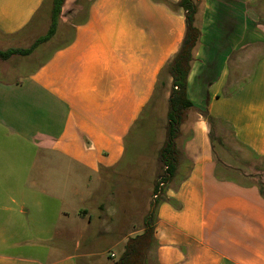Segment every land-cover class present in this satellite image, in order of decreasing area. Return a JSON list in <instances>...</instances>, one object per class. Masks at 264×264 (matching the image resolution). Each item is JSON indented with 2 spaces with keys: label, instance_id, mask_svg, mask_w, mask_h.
I'll use <instances>...</instances> for the list:
<instances>
[{
  "label": "crops",
  "instance_id": "obj_1",
  "mask_svg": "<svg viewBox=\"0 0 264 264\" xmlns=\"http://www.w3.org/2000/svg\"><path fill=\"white\" fill-rule=\"evenodd\" d=\"M49 1L0 0V51L35 43L10 47L25 40ZM164 1L180 0H66L52 39L29 56L0 60H28L57 33L66 39L33 70L0 80V264H108L107 246L121 245V256L143 234L153 203L130 231L134 221L115 223L98 195L139 116L164 87L169 100L172 79L162 72L182 45L186 18ZM253 10L263 18H251ZM261 20L264 0H200L188 79L193 107L176 142L175 176L156 201L148 253L155 264H264V197L216 148L227 149L219 128L227 127L242 150L264 160ZM50 200L66 207L48 218ZM90 201L99 230L88 236ZM55 240L56 249L18 251Z\"/></svg>",
  "mask_w": 264,
  "mask_h": 264
},
{
  "label": "rangeland",
  "instance_id": "obj_2",
  "mask_svg": "<svg viewBox=\"0 0 264 264\" xmlns=\"http://www.w3.org/2000/svg\"><path fill=\"white\" fill-rule=\"evenodd\" d=\"M52 8L53 3L52 0H50L41 12V16H39L35 24L31 26V30H29L28 34L21 36H24L25 40H19L21 43H19L18 40H14L10 43V47L26 43L29 46L33 44L32 42H34V40L36 42L37 39L47 35L52 22ZM254 12L256 11L253 10L250 12L249 16L251 18H263L255 16ZM261 21L264 22L263 20ZM65 40L63 35H58L57 33L49 46H47V44L41 46L32 58L28 60L20 57H13L12 60L8 62L0 61V80H13L33 70L36 65L44 62L48 58L55 47L63 44ZM5 70H10L11 72L6 75L2 73V71ZM167 90L168 89H165V87L162 88L161 95L153 98V101L149 103L136 123L131 127L124 141V157L117 167L111 171L112 173L107 180L111 181V183H108L103 193L98 195L99 201L103 205L106 204L104 208L106 210V215L111 216L115 223L122 219V217H129L131 222H135L131 223V225H134L130 226V231L138 229L139 224L141 228L143 216L148 212V206L153 203L152 208H154L156 204L154 202H156L157 195H155L154 192L157 191L160 195L162 191V189L157 188L163 185H160V183L166 175V168L159 162L158 152L166 140L167 113L169 106V101L165 98V91ZM219 128H221L220 131L223 135L222 142L226 145L227 149L225 150L221 145L217 144L216 148L221 154L223 152L228 154L229 158H231L228 160L229 163L236 166L238 170H241L242 175L239 174L241 172H237V178L245 183L257 184L264 190V160L253 159L252 155L242 150L234 142L227 127ZM219 171L222 172L223 170L220 169ZM94 180L95 178L92 179L93 182ZM107 198L111 200L107 202ZM49 203V210H47L48 218L54 216L59 208L66 207L58 201L50 200ZM96 205L95 201H90L87 205L83 206L89 210L90 216H94L92 218L93 225L90 227L89 234L87 233L88 236L93 235L95 231L99 230V227H97ZM30 211L31 214L36 213L34 209H30ZM108 227L109 226L105 227L104 225L103 229ZM115 236L119 237L118 234ZM59 244H61V242H58V240L47 243H22L18 245V251L28 252L29 250L26 251V249L37 250L41 246L44 248L50 247L56 249ZM81 244L84 245V242H81ZM122 248L121 245L116 247H114V245L107 246L101 259L108 264H115L120 258ZM83 250L84 247L81 248L80 253H77L82 254ZM74 251L72 245L71 254H73ZM112 256H115V258H112ZM146 264H155L151 253L146 258Z\"/></svg>",
  "mask_w": 264,
  "mask_h": 264
},
{
  "label": "trees",
  "instance_id": "obj_3",
  "mask_svg": "<svg viewBox=\"0 0 264 264\" xmlns=\"http://www.w3.org/2000/svg\"><path fill=\"white\" fill-rule=\"evenodd\" d=\"M66 0H52V22L48 34L38 39L29 49H9L0 51V60H9L12 56H29L42 43L52 39L56 34L62 8ZM173 11L182 9L185 12L186 31L182 45L172 59L163 69L162 74L172 79L169 93V106L167 113L166 140L158 152V160L166 168V175L160 185L171 181L176 173L179 163V152L176 141L181 136V127L185 122L187 111L193 107L188 97V79L192 68L193 51L201 38V31L195 25V17L198 13L200 0H180L178 3L164 1ZM164 186H158L162 189ZM264 197V190L258 186ZM162 191L160 195L162 194ZM156 201L160 197L157 191ZM158 202V201H157ZM157 202L145 220V230L142 235L129 239L124 253L115 264H146L148 253L155 243V213Z\"/></svg>",
  "mask_w": 264,
  "mask_h": 264
},
{
  "label": "built area",
  "instance_id": "obj_4",
  "mask_svg": "<svg viewBox=\"0 0 264 264\" xmlns=\"http://www.w3.org/2000/svg\"><path fill=\"white\" fill-rule=\"evenodd\" d=\"M163 186V185H162Z\"/></svg>",
  "mask_w": 264,
  "mask_h": 264
}]
</instances>
